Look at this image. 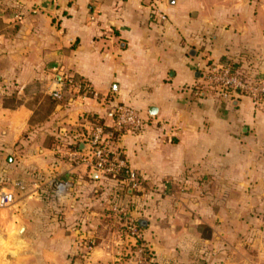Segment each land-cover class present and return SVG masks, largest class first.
Masks as SVG:
<instances>
[{"label":"crops","instance_id":"crops-1","mask_svg":"<svg viewBox=\"0 0 264 264\" xmlns=\"http://www.w3.org/2000/svg\"><path fill=\"white\" fill-rule=\"evenodd\" d=\"M158 6L165 22L152 15L149 0H0V155L13 152L28 162L14 146L30 138L24 134L34 96L60 91L49 118L60 125L57 134L67 126L77 137L114 105H129L149 118L141 132L120 141L140 177L166 185L172 196L206 184L226 192L202 223L208 236L196 231L200 264H264V102L193 90L207 64L221 60L264 78V0H158ZM70 77L86 81L96 96L65 97ZM38 151L48 184L68 183L74 199L66 201L63 221L48 215L44 201H28L22 238L7 235L5 253L13 256L20 246V263L38 255L68 264L78 250L73 226L94 214L83 215L78 208L87 201L76 199L88 188L105 191V178L75 157L65 168L47 165V153L55 152ZM242 190L245 201H238ZM5 193L12 201L2 207L14 202L13 192Z\"/></svg>","mask_w":264,"mask_h":264},{"label":"rangeland","instance_id":"rangeland-1","mask_svg":"<svg viewBox=\"0 0 264 264\" xmlns=\"http://www.w3.org/2000/svg\"><path fill=\"white\" fill-rule=\"evenodd\" d=\"M225 61L227 60L209 63L206 68ZM229 62L237 66V62ZM75 79L87 84L81 78ZM64 87L67 91L65 97L71 94L81 95L82 98L92 96L90 93L78 92L66 80ZM29 101L32 104V114L29 118V130L24 135L30 138L24 143L19 141L14 146L16 150H25L20 153L23 157L26 155L25 160L28 162L25 164L19 158L21 155L13 152L0 155V198L1 193L7 190H11L14 196V202L9 206H0V264H60L55 257L49 262L34 259L38 255H32L28 263H20L25 250L14 246L13 256L5 253L8 242L6 236L10 235L9 241L14 242L22 238V234L18 235L11 230L15 229V223L22 226L21 209L29 206L28 201H44L48 215L52 214L63 221L66 201H72L74 196L71 195L68 183L64 181L48 184L41 166L43 158L38 149L55 152L47 153V165L65 168L74 163L71 159L74 155L71 154L80 150V141L89 129L84 131V128H80L83 131L79 132L83 134L77 137L73 130L65 126L66 130L61 135L57 134V127L60 125L49 116L58 100L55 101L51 94H46L40 95L39 99L34 96ZM96 121L97 117L92 123ZM140 178L141 187L138 190H131L126 184L105 179V191L97 187L80 191L81 196L75 198L76 201L81 199L87 202H83L78 209L84 210L83 215L86 211L94 214L90 215L91 220L87 218V223L80 222L79 226H73L79 228L72 238L78 250L74 255H68V264H75L76 261L82 264V261L90 257L94 259L92 264H200L204 261L198 252L196 231L202 230V234L208 236V228L202 223L208 218L207 211L211 212L217 201H223L222 196L226 192L214 191L206 184L205 188L193 190L191 194H186L187 191L185 194L174 191L176 194L172 196V191L166 185L151 186ZM58 183L66 184L61 193L56 190ZM238 193L241 195L238 201H245L247 191ZM167 198L170 200L166 201ZM13 215L18 216L17 221ZM140 220L145 222V226L139 225ZM91 231L92 233H87Z\"/></svg>","mask_w":264,"mask_h":264},{"label":"built area","instance_id":"built-area-1","mask_svg":"<svg viewBox=\"0 0 264 264\" xmlns=\"http://www.w3.org/2000/svg\"><path fill=\"white\" fill-rule=\"evenodd\" d=\"M151 13L161 22L167 20V15L158 6V0H149ZM70 87L83 94H96L91 87L75 78H67ZM194 94L199 96L203 91H217L220 95L229 93L248 97L254 106L264 102V78L248 76L234 63L229 61L214 63L201 75V82L193 88ZM54 99H60V91L52 93ZM106 120L108 123L103 122ZM149 118L137 109L124 103L114 105L104 117H97L89 131L83 135L80 141V150L74 153V157L80 163L85 164L90 171L126 184L131 190L141 187L139 174L129 166L124 151L120 146L121 138L125 134H136L146 126ZM66 187L65 183H58L57 193H61ZM12 201V195L3 193L0 205L6 206Z\"/></svg>","mask_w":264,"mask_h":264},{"label":"water","instance_id":"water-1","mask_svg":"<svg viewBox=\"0 0 264 264\" xmlns=\"http://www.w3.org/2000/svg\"><path fill=\"white\" fill-rule=\"evenodd\" d=\"M149 113H150V115H156V108L151 107V109L149 110ZM139 225H140L141 227H143V226H145V222L140 220V221H139ZM23 229H24V227H23V226H20V227L18 228V230H17V234H18V235H21L22 232H23Z\"/></svg>","mask_w":264,"mask_h":264}]
</instances>
